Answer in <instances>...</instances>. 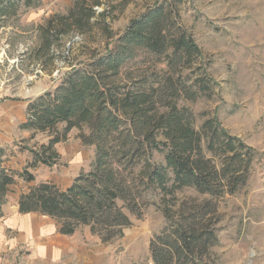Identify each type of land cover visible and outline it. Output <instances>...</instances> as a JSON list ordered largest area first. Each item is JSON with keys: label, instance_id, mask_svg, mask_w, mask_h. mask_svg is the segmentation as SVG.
Listing matches in <instances>:
<instances>
[{"label": "trees", "instance_id": "trees-1", "mask_svg": "<svg viewBox=\"0 0 264 264\" xmlns=\"http://www.w3.org/2000/svg\"><path fill=\"white\" fill-rule=\"evenodd\" d=\"M181 1L155 3L116 38L110 28L114 7L103 6L102 0H73L65 14L51 15L39 25L33 55L43 70L57 58L54 49L74 34L99 35L104 49L75 66L57 53L69 69L51 89L28 100L26 120L19 125L30 132L22 142L38 135H44L45 142L23 147L32 160L21 172L1 167L12 152L0 147V217L8 187L16 178L33 181L31 170L52 165L55 145L77 130L81 143L94 147L89 169L66 189L49 182L32 186L20 195L19 212L57 220L63 235L89 227L102 243H110L142 219L145 197L154 193L159 201L152 204L165 225L149 241L146 264H204L202 256L217 244L213 200L246 184L255 152L225 130L216 116L196 126L193 112L178 105L180 99L194 102L211 93L205 73L194 80L185 73L195 65L202 67L203 55L180 24ZM38 4L0 0V20ZM142 52L162 65L159 75L126 72ZM155 152L162 156L159 163L152 160ZM183 189L206 198L192 206L177 205L175 193Z\"/></svg>", "mask_w": 264, "mask_h": 264}, {"label": "rangeland", "instance_id": "rangeland-1", "mask_svg": "<svg viewBox=\"0 0 264 264\" xmlns=\"http://www.w3.org/2000/svg\"><path fill=\"white\" fill-rule=\"evenodd\" d=\"M72 1L39 0L36 8L22 9L16 17L0 20V117L5 105L7 111L16 112L18 108H13V104H24L58 82L69 68L57 53L62 52L67 63L75 66L93 52H103L105 42L99 35L91 38L74 34L54 49L57 58L47 70L35 60L39 25L51 15L65 14ZM102 1L103 6L114 7L110 28L116 38L132 19L164 0ZM177 8L180 24L192 34L203 55L202 67L195 65L185 73L191 80L205 73L211 89L209 95H200L194 102L180 99L178 105L193 112L196 126L207 117L216 116L225 130L255 152L246 184L232 195L224 194L213 200L216 211L211 222L217 244L202 256L203 263L264 264V0H182ZM161 68L152 56L142 52L125 70L145 71L152 78L160 74ZM17 125L18 120L9 132L13 142L5 145L9 152L35 148L45 142L44 135L22 142V135L15 129ZM68 145L86 168L93 158V149L80 144L77 130L70 133L68 142L58 147L53 164L46 167L58 163L57 166L67 168L60 153ZM152 160L161 162V154L153 153ZM74 167L77 169L79 165ZM58 180L62 183L60 177ZM205 198L191 189L175 193L177 205L187 202L192 206ZM145 201L148 205L142 219L135 220L123 230L121 237L107 243L111 264L149 261V241L163 229L165 221L152 204L159 201V196L147 194Z\"/></svg>", "mask_w": 264, "mask_h": 264}, {"label": "crops", "instance_id": "crops-1", "mask_svg": "<svg viewBox=\"0 0 264 264\" xmlns=\"http://www.w3.org/2000/svg\"><path fill=\"white\" fill-rule=\"evenodd\" d=\"M17 105H12L13 108H18L16 112L11 109L7 111L5 105L4 113L0 117V147L7 150L5 145L14 140L9 134L11 130H14V121L18 120L15 129L22 135L21 141L30 137V132L19 129V125L26 120L27 102ZM70 133L66 141L55 145V151L61 144L68 142ZM80 144L85 146L81 141ZM85 147L93 149L94 157V147ZM60 154L64 164L68 165L67 168L57 166L58 163L51 167L38 165L31 170L34 176L33 181L25 182L21 178H16L15 182L8 187L1 206L0 264H111L109 245L92 235L89 227H80L72 235H63L59 232L60 224L57 220L37 212L20 213L18 210L20 195L26 193L32 186L49 182L60 189H66L81 171L89 169L93 160L92 158L85 168L83 164H80L79 157L73 153L71 145H68L67 149ZM31 160L32 155L28 150L17 149L1 163V167L21 172ZM77 165L79 167L76 169L74 166ZM43 171H45L44 175ZM59 177L62 183L59 182Z\"/></svg>", "mask_w": 264, "mask_h": 264}]
</instances>
